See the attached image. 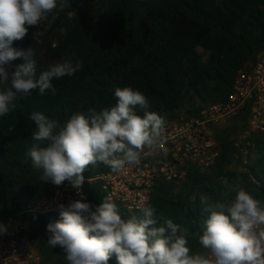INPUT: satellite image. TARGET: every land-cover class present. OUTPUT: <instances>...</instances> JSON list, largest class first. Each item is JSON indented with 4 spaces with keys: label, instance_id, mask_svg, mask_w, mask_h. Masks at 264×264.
I'll return each mask as SVG.
<instances>
[{
    "label": "trees",
    "instance_id": "trees-1",
    "mask_svg": "<svg viewBox=\"0 0 264 264\" xmlns=\"http://www.w3.org/2000/svg\"><path fill=\"white\" fill-rule=\"evenodd\" d=\"M74 0H69L70 5ZM101 15L94 24L80 13L56 44L47 32L41 41H13V47H30L36 60L37 77L48 69V61L75 64L80 70L53 79L55 92L38 89L14 101L16 107L0 117V226L25 211L29 203L52 193L55 184L41 181L42 172L27 155L34 143L36 124L29 117L40 112L63 127L76 113L88 114L114 106L116 88L131 87L149 101L148 111L164 122L192 116L210 104L221 103L231 93L240 68L253 62L264 49V0H101ZM87 4V3H86ZM69 8V7H68ZM65 8L62 16H66ZM203 51V54L200 52ZM204 54L207 57L204 58ZM17 59L13 65L21 63ZM2 84L3 90L10 84ZM137 114L143 116L139 108ZM245 124L246 118L239 119ZM225 134V132H224ZM220 156L208 174L191 173L181 185L161 183L151 202L157 227L166 219L188 230L193 253L204 249L199 243L207 205L234 201L235 188H243L264 202V134L251 137V162L238 176L227 171L234 143L219 141ZM45 144L47 142H44ZM112 171L103 163L88 166L84 180ZM222 179H226L224 185ZM89 203L95 207L104 195L98 185L85 184ZM201 197H207V205ZM124 219L129 213L116 204ZM31 228L25 237L32 241L49 264H67L63 250L47 243L49 223L55 215H26ZM110 264H116L115 256Z\"/></svg>",
    "mask_w": 264,
    "mask_h": 264
},
{
    "label": "clouds",
    "instance_id": "clouds-1",
    "mask_svg": "<svg viewBox=\"0 0 264 264\" xmlns=\"http://www.w3.org/2000/svg\"><path fill=\"white\" fill-rule=\"evenodd\" d=\"M68 7L69 0H0V83L10 84L0 91V117L16 107L18 98L34 89L41 95L55 92L53 79L81 69V61H65L37 77L33 49L12 46L25 37L29 26ZM17 59L22 62L13 65ZM114 95V106L78 112L63 127L40 112L30 115L37 130L27 155L33 168L42 172L41 181L57 186L69 181L79 192L88 166L103 163L120 173L139 164L145 149L163 148L165 122L148 111L147 97L131 87H118ZM234 191L235 199L228 204L207 205V197H201L209 213L199 236L202 252L191 251L188 230L171 219L157 227L156 210L150 205L140 207L139 217L122 218L111 196L104 197L95 210L82 199L59 205L60 219L47 225V243L63 250L67 264H110L113 256L116 264H264V202L243 188Z\"/></svg>",
    "mask_w": 264,
    "mask_h": 264
},
{
    "label": "built area",
    "instance_id": "built-area-1",
    "mask_svg": "<svg viewBox=\"0 0 264 264\" xmlns=\"http://www.w3.org/2000/svg\"><path fill=\"white\" fill-rule=\"evenodd\" d=\"M244 117L251 132L264 134V49L239 69L225 101L210 104L198 114L165 122L162 149H145L149 154L141 153L139 164L126 166L120 173L109 171L84 180L79 192L69 181L54 185L50 195L10 217L0 228V264H49L25 237L31 228L26 215L60 217L61 204L67 206L81 199L89 203L85 184L98 185L104 197L111 196L115 204L135 214L140 213L142 205H151L159 184L181 185L191 173H207L220 156L215 129Z\"/></svg>",
    "mask_w": 264,
    "mask_h": 264
},
{
    "label": "rangeland",
    "instance_id": "rangeland-1",
    "mask_svg": "<svg viewBox=\"0 0 264 264\" xmlns=\"http://www.w3.org/2000/svg\"><path fill=\"white\" fill-rule=\"evenodd\" d=\"M102 7L103 5L101 0H74L70 7L66 10V16L68 19H65L61 14L62 11L57 9L53 13L49 14L48 19L42 21L39 25L29 26L27 34L22 39L32 38L39 42L41 41V37L52 30L53 32L50 34V36L57 44L58 40L64 34L66 28L76 16H78L80 13H84L87 16L88 22L94 24L95 20L101 15ZM200 52L203 54L202 50H200ZM204 58H207L205 54ZM43 59L45 62L47 61L48 68L51 65L62 63L51 61V59L48 61L46 54L43 55ZM3 87L4 86L0 84V91H3ZM181 115H184V112H181L180 116ZM216 135L219 141H221L222 137H226L230 139L232 143H234V149H232L230 152V163L227 166V171L232 174H237L238 176L245 174V172H247L245 167L250 164L252 157L249 153V147H251L250 139L255 135V133L251 132L247 124L244 122L233 120L227 124L217 127L215 129V136ZM210 171L211 170L205 174L210 173ZM222 182L225 185L226 179H222ZM30 204L31 203L28 205Z\"/></svg>",
    "mask_w": 264,
    "mask_h": 264
}]
</instances>
